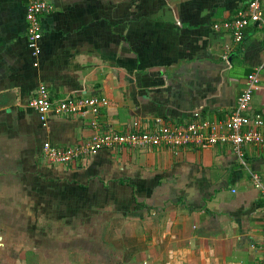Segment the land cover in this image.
Returning a JSON list of instances; mask_svg holds the SVG:
<instances>
[{"label":"crops","instance_id":"crops-1","mask_svg":"<svg viewBox=\"0 0 264 264\" xmlns=\"http://www.w3.org/2000/svg\"><path fill=\"white\" fill-rule=\"evenodd\" d=\"M248 0H53L39 55L26 0H0V264H261L264 145L101 150L49 164L42 146L84 143L91 116L28 107L108 101L98 133L224 120L250 73V114H264V0L241 43L213 26ZM37 62V66H33Z\"/></svg>","mask_w":264,"mask_h":264},{"label":"built area","instance_id":"built-area-1","mask_svg":"<svg viewBox=\"0 0 264 264\" xmlns=\"http://www.w3.org/2000/svg\"><path fill=\"white\" fill-rule=\"evenodd\" d=\"M263 0H248L246 7L239 11L231 21L213 26L214 30L231 32L236 44L242 42L244 30L251 24L258 23L262 17ZM54 10L53 0H26L25 22L27 47L36 58L39 55V41L42 37L40 19ZM33 66H37L34 62ZM259 88L256 74L250 73L245 81L242 93L237 98L234 112L224 120H200L195 118L184 126H168L160 121L156 122L154 131L127 132L123 134L98 133L97 116L108 106L105 98L90 97L71 99L65 98L52 103L45 86H40L28 107L34 110L39 120L44 123L49 113L64 116H91L90 126L95 130L89 140L73 146L59 147L44 143L42 154L45 160L52 165L71 166L79 160L96 155L101 150H114L118 148L138 149L163 147L173 152L180 149L194 147L206 148L218 144L229 145L239 158L243 157L242 147L246 145H264V114H250V104L253 94ZM253 187L257 190L263 201L262 216L263 236L262 259L264 264V184L257 176H253Z\"/></svg>","mask_w":264,"mask_h":264}]
</instances>
